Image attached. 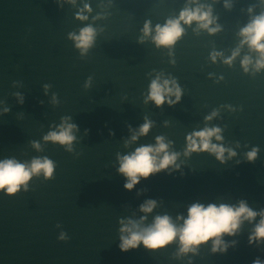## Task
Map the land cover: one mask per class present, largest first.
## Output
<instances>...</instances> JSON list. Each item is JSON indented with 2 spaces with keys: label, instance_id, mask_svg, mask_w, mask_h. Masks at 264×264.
I'll list each match as a JSON object with an SVG mask.
<instances>
[{
  "label": "water",
  "instance_id": "water-1",
  "mask_svg": "<svg viewBox=\"0 0 264 264\" xmlns=\"http://www.w3.org/2000/svg\"><path fill=\"white\" fill-rule=\"evenodd\" d=\"M189 2L0 0V159L47 157L55 164L50 180L33 177L27 192L0 194V264L264 261V244L247 242L259 216L244 222L235 236L223 237L230 245L224 254L203 246L197 256L177 259L175 245L157 253L142 248L122 253L117 246L118 221L139 219L137 209L145 200L157 205L148 223L163 214L175 221L192 203L244 201L257 212L264 209V69L242 71L241 59L255 58L247 46L240 47L231 65L223 63L239 46L240 29L264 12V3L198 0L211 5L219 32L209 35L193 24L171 49L155 47L150 37L138 42L145 21L163 25ZM84 4L91 13L81 22L75 17ZM87 24L96 36L80 55L69 34ZM214 52L221 54L215 63L209 59ZM157 76L176 81L182 93L178 103L159 108L145 103ZM64 120L76 126L70 152L43 141ZM145 121L151 123L148 133L130 143ZM205 127L219 128L220 143L236 153L223 165L208 153L183 156L185 136ZM157 136L180 153L179 170L153 175L125 191L116 173L117 156L154 144ZM253 147L259 149L256 161L245 163ZM61 233L64 241L58 240Z\"/></svg>",
  "mask_w": 264,
  "mask_h": 264
},
{
  "label": "clouds",
  "instance_id": "clouds-1",
  "mask_svg": "<svg viewBox=\"0 0 264 264\" xmlns=\"http://www.w3.org/2000/svg\"><path fill=\"white\" fill-rule=\"evenodd\" d=\"M74 2V0H65ZM264 3V0H261ZM225 3L224 7H228ZM249 13L252 9H248ZM91 8L84 4L78 11L75 19L84 22L88 19ZM93 19H96L94 17ZM217 18L212 13L211 5L198 3V0H190L174 18L166 20L163 25L152 26L149 21H145L141 29V39L151 38V42L157 48L171 49L183 36L184 28L193 24L196 29L206 31L209 35H214L220 31V26L216 22ZM96 36V30L91 24L81 28L78 34H69V39L73 41L74 48L79 50L80 55H84L92 47ZM240 44L232 54L223 60L226 65H231L233 60L239 55L240 47L247 46L250 52L255 53V58L244 56L240 61L241 69L248 73L251 66L253 72L264 69V12L252 17V19L242 27L238 33ZM220 53H211L209 59L215 63L220 57ZM181 89L173 79H162L157 76L148 85V94L145 103L152 104L159 108L167 104L169 107L180 101ZM8 109H4L6 113ZM216 113L205 117L211 120ZM75 125L62 121L57 129L50 131L43 137L44 142L52 143L64 147L66 151H71V144L75 140L73 134ZM151 127V123L145 121L135 134L130 137V143H135L139 137L145 136ZM217 143H211L212 139ZM220 129L202 128L193 131L185 136V147L183 156L189 157L191 154L208 153L214 156L215 160L223 165L227 159L236 153L224 147L220 141ZM170 142H165L164 138L157 136L154 144H146L136 147L132 152L123 156H117V175L124 179L123 189L131 192L134 186L141 181H146L149 177L168 170L177 171L180 164L177 160L180 153L170 151ZM32 147L38 149L39 145L33 142ZM259 149L253 147L245 153V163L253 164L256 161ZM227 153V156H225ZM55 164L47 157H34L29 162L18 161L14 158L0 159V194L5 197H12L21 191H28L29 181L33 177L42 176L45 181L53 177ZM155 200H145L138 206L139 219H121L118 221V249L125 253L130 250L142 248L149 253H157L175 245V257H195L198 250L203 246H208L211 254H224L229 243L223 237H233L240 230L244 222L251 224L257 216L260 219L255 223L248 235L249 246L255 244L259 247L264 244V209L259 212L249 208L244 201L237 205L192 203L187 207L184 216H177L175 221L167 215L152 216L151 222L147 218L156 208ZM66 239L61 233L59 241ZM232 243H235L234 241ZM187 264H192L188 259ZM252 264H264L259 258L252 260Z\"/></svg>",
  "mask_w": 264,
  "mask_h": 264
}]
</instances>
